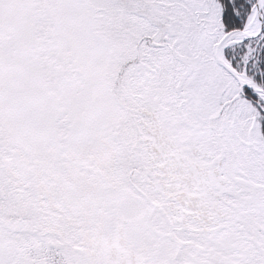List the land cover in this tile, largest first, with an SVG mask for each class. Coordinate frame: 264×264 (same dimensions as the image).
<instances>
[{"label":"snow or ice","instance_id":"obj_1","mask_svg":"<svg viewBox=\"0 0 264 264\" xmlns=\"http://www.w3.org/2000/svg\"><path fill=\"white\" fill-rule=\"evenodd\" d=\"M0 264H264V0H0Z\"/></svg>","mask_w":264,"mask_h":264}]
</instances>
